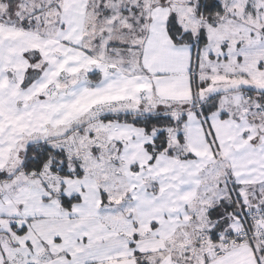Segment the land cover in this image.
I'll return each mask as SVG.
<instances>
[{
    "label": "snow or ice",
    "instance_id": "snow-or-ice-1",
    "mask_svg": "<svg viewBox=\"0 0 264 264\" xmlns=\"http://www.w3.org/2000/svg\"><path fill=\"white\" fill-rule=\"evenodd\" d=\"M0 264H264V0H0Z\"/></svg>",
    "mask_w": 264,
    "mask_h": 264
}]
</instances>
